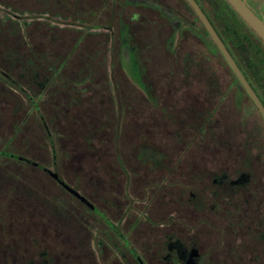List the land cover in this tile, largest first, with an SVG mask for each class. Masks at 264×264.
Returning a JSON list of instances; mask_svg holds the SVG:
<instances>
[{"label": "flooded vegetation", "instance_id": "af4514ba", "mask_svg": "<svg viewBox=\"0 0 264 264\" xmlns=\"http://www.w3.org/2000/svg\"><path fill=\"white\" fill-rule=\"evenodd\" d=\"M194 1L240 75L189 0H0V109L9 90L28 108L16 119V102L10 121L0 110V131L3 120L12 129L0 138V264H264V38L230 0ZM241 1L264 24V0ZM67 36L64 53L55 43ZM96 36L112 37L140 76L105 84L110 112L83 128L100 149L72 164L61 116L43 103ZM164 59L177 81L157 84ZM99 69H88L94 82ZM32 123L50 161L15 150Z\"/></svg>", "mask_w": 264, "mask_h": 264}, {"label": "rangeland", "instance_id": "374dc122", "mask_svg": "<svg viewBox=\"0 0 264 264\" xmlns=\"http://www.w3.org/2000/svg\"><path fill=\"white\" fill-rule=\"evenodd\" d=\"M84 29L88 30L89 32L95 33L94 25H84ZM83 29V30H84ZM99 32L104 31L106 34L108 32H112L111 26H105L102 30H96ZM68 40L67 42L60 43L56 42L55 44H58L61 46V51L64 53H67L69 49L72 48L74 45V36H67ZM126 44V42L124 43ZM117 42L114 43V40L112 37L109 38L108 41H104L103 37H89L87 38L84 43L81 44L80 52H77L73 54V57H71V60H73L72 69L69 71V74L66 75L68 77L69 84L66 85L65 81L66 78L64 77V84H61L60 86H55L53 90H51V96L49 97L47 102H44L43 104L47 103L44 111L46 115L49 117L51 115H58L60 114V119H62L61 124L64 125L65 134L69 137L66 141L60 142L58 146H61L60 150H63L65 153H67L70 156L69 163L72 164H78V157L77 155L86 152V151H92L93 149H100L98 138L96 136L91 137L92 138V144L87 145L84 142L85 135H87L84 131V123L87 120L91 119V116L97 115V113L101 112L100 108H103V113L108 114L110 112V102H111V93L112 90L105 88V84L108 82H113V80L116 83L122 84L123 88H126V84L131 81L127 75L125 76L122 71H124L126 74H128L131 77H135L137 80H139V74L137 72V68L134 67L131 64V59L127 56H124V53H118L116 52ZM112 46L113 50L112 51ZM96 50H99L98 53H96ZM103 50V52H100ZM85 52V53H83ZM163 61V69L161 71H157L153 73V79L158 82H174L177 81V79L169 74L168 72V61L169 59L161 60ZM92 66L94 68H98V66L102 67L103 69H99V71L95 74L96 82H94V79L91 77H94V73H89L88 69ZM71 68V67H70ZM113 77V80H112ZM73 80V81H72ZM88 82L89 84L95 83L94 86H89L90 89L86 90V87L88 83L84 85H80L82 82ZM179 81V80H178ZM100 84L104 86V88L100 89ZM113 87V86H112ZM114 88V87H113ZM123 94L128 95L129 89H122ZM159 90H156L157 94L159 93ZM168 92V91H167ZM169 94L172 95V93ZM119 93V92H118ZM10 96L5 99L4 108L0 109L2 113H4L7 117V121L11 120V116H9L13 110V108H17V103H22V106L20 108V111L18 112V117L16 119H19L24 116L28 112V108L25 106V102L22 100V97L14 94L11 90H9ZM43 98L42 95H39L37 98H34L33 102L36 104L39 100ZM72 99L74 100V103L68 104V102H71ZM15 101V103H14ZM73 104V105H72ZM72 106V107H71ZM68 110V111H67ZM64 111V114H63ZM65 114L70 119L67 118ZM172 116V115H171ZM6 120H3L4 126L6 125V130L4 131V127L1 129L0 138H6V135L8 136L10 131V127L8 128V122ZM36 124L32 123L31 126L27 127V132L30 133V137L32 140H29V144L25 147V143L23 140H25L24 137H18L15 150L18 152L22 151H28L27 153L32 151H36L39 157L42 158L43 161H50V156H48L44 140H43V134H37L39 137L36 139L35 134L36 132H33L35 130ZM4 133L6 134H3ZM3 135V136H2ZM112 135V134H111ZM29 137V139H30ZM112 136H105L103 137L104 144H102L103 149H112ZM122 149H127L129 144L127 139L128 138H122ZM37 141V143H36ZM121 142V141H120ZM43 144V148H41V145ZM2 145V144H1ZM87 146H90L92 149H87ZM65 148V149H64ZM90 155H85L86 158H88L86 161L90 162L91 169L85 171L91 174V176H94L95 173V157L94 154L91 152ZM75 154V155H73ZM75 156V157H74ZM60 161L64 163L63 156L60 155ZM65 175L70 180H74L76 177H81L84 175V171L82 170H65ZM90 177V176H89ZM46 184H48L46 181H44ZM42 181L39 183L40 188L42 191L47 192L48 188L52 191V187L48 184L45 185Z\"/></svg>", "mask_w": 264, "mask_h": 264}, {"label": "water", "instance_id": "95a60500", "mask_svg": "<svg viewBox=\"0 0 264 264\" xmlns=\"http://www.w3.org/2000/svg\"><path fill=\"white\" fill-rule=\"evenodd\" d=\"M192 5L195 7V9L197 10V12L199 13V15L201 16L202 20L204 21L205 25L207 26V28L210 30V32L213 34V36L215 37L216 41H218V43L221 44L219 38L217 37V35L215 34L212 26L210 25V23L208 22V20L206 19V17L204 16L203 12L200 10V8L198 7V5L195 3L194 0H189ZM232 2V4L236 7V9L241 13L242 16L245 17V19L263 36L264 38V24L262 21H260L245 5L241 0H230ZM221 46L223 47V45L221 44ZM223 51L224 53L227 55V57H229L233 67L235 68V70L239 73V70L237 69V67L235 66L233 60L231 59V57L229 56V54L227 53V51L225 50V48L223 47Z\"/></svg>", "mask_w": 264, "mask_h": 264}]
</instances>
